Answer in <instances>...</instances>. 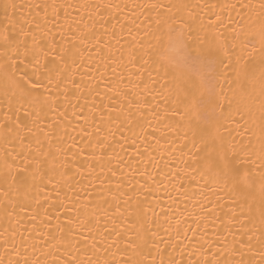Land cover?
Returning <instances> with one entry per match:
<instances>
[{"label": "snow or ice", "instance_id": "1", "mask_svg": "<svg viewBox=\"0 0 264 264\" xmlns=\"http://www.w3.org/2000/svg\"><path fill=\"white\" fill-rule=\"evenodd\" d=\"M23 7L0 0V264H185V248L187 264H264V0H43L28 5L38 11L27 17ZM125 9L120 23L113 13ZM94 51L108 53L99 79L109 69L115 76L105 95L123 103L98 109L101 93L90 92L92 107L72 114L86 141L77 146L67 139L62 106L85 53ZM153 123L178 162L176 198L199 209L190 225L179 213L187 231L179 219L169 225L177 238L171 252L156 243L160 214L168 213L158 212L147 166L104 174L105 157L108 165L119 159L112 129L156 151L155 132L150 142L145 134ZM86 150L100 171L87 169L95 179L79 189L88 198L82 204L75 177L83 171L73 165ZM61 192L79 205L70 213ZM61 209L67 219L55 215L53 228ZM41 214L45 230L36 227ZM225 220L222 232L216 221Z\"/></svg>", "mask_w": 264, "mask_h": 264}, {"label": "bare ground", "instance_id": "2", "mask_svg": "<svg viewBox=\"0 0 264 264\" xmlns=\"http://www.w3.org/2000/svg\"><path fill=\"white\" fill-rule=\"evenodd\" d=\"M43 2V0H16V3L18 5H23V15L25 17L28 16L29 11L32 12L33 15H35L36 11H38L35 8L29 9L28 5H34L36 3ZM69 3H79L81 0H68ZM114 3H131L132 0H112ZM70 15L72 17L77 16V10L75 9H69L68 10ZM83 15V13H80ZM114 16L117 17V19L120 21V23H125V17L129 16V10L125 9L122 14L113 13ZM113 23H116L115 20H113ZM117 31L119 32V26H117ZM110 37H104L103 40L106 42ZM118 46L113 41L112 45V52H116V48ZM108 53L101 52L99 56L97 55V52H92L91 54L85 53V58L82 62V64L76 69V75L74 77V84L69 85L70 91H69V104H64L62 106L63 108H67V112L65 113L66 120L62 121L67 128V139L71 142L72 138H75V143L77 146L86 143L85 140L81 139L79 135V130L83 126L79 122L78 119L73 117V111L79 112L81 108L85 110L87 113V110L92 107L93 99L90 96V92L94 93L95 91H99L101 95L99 97L95 98V104L97 105L98 109H102L105 105H116L117 103L122 104L123 100L122 98L120 100H117L114 94L112 93H105L107 92V89L105 88V85L110 80H115V76L112 75L111 70L109 69L106 73L105 80L101 81L99 79V74L96 70V67L98 64L101 63L102 60H106ZM126 62V59H125ZM122 68H117V73L121 72ZM124 78L126 80L127 78V70H124ZM97 83H99V87L97 88ZM76 86H81L80 91H76ZM111 96V101L108 99V97ZM77 98H79V105L77 106ZM61 101H63V96H61ZM96 110V109H93ZM156 125L153 123V126L148 128H145V134L148 137V141L153 140L152 133L155 132ZM59 132L60 129H57ZM114 135L113 137H110V141L112 142L113 147L115 148V155L119 159H113L112 164L108 165V158L105 157V160L103 161V164L105 165V175H108L107 168L111 167L114 169L117 174L119 175L121 170L124 172L125 176L128 175V173H136V170L139 169L140 171H143L145 169V166H147V171L152 173V176L156 178L157 182V190L153 193V199L156 200V202L159 205L158 212L162 208L165 212L168 213L167 216H164L163 213L160 214V222L163 225V227L159 230V236L156 238V243L159 244L161 250H165L167 252H171V248L167 247L170 244L176 243V236L175 231L169 228L170 224H174L176 220H181L179 227L187 231V227L183 221V219L179 216L180 212H184V217L187 218V223L190 225L193 221V219L196 218V213L199 211L198 208L193 207V204L188 201L181 202L180 199H177V193L173 190L172 185L176 183L175 178V172L177 171V165L178 162L175 160V158H170L167 154V152L163 149H166V145L164 142V139H162L163 129L161 128V131L155 132V139L160 140V147L157 148L156 151H153V146H149L148 144L142 145L141 141L143 140V137H140L137 139L135 136H133L132 132L127 131L126 129H119L118 127H114L112 129ZM139 132V129L136 130ZM123 137V143H121V139ZM133 140L136 142L133 143ZM147 148V152L145 149ZM88 151L86 150L83 155L78 156L77 160L74 162L73 168H81L83 171V176H76L75 180L79 181V184L76 185V194L80 198V203L87 204L88 198L85 195L84 191H79L81 188H88L89 187V179H95V174H93L92 177L88 176L87 169L89 167L95 168L96 172L98 173L100 171V164L96 161H92L88 156ZM110 151V150H106ZM149 153H151L152 157H155V159L151 160L149 162ZM163 157V158H162ZM171 174V175H169ZM136 180H140L141 183L144 181L141 179V177L137 174L135 176ZM147 179V177H145ZM162 181V183H161ZM135 183V180L133 181ZM178 187V185H177ZM49 196L51 197L52 203H58L56 200V194L49 192ZM208 197H211L213 200L215 197L211 196V193H208ZM60 199L64 201V203L68 206L69 213L72 211L74 207H78L79 205H75V196L72 192H68L67 195H65V192H61ZM204 203H207L206 198H201ZM173 200H176V203L173 204ZM171 206V207H170ZM187 207L189 211L191 212V216H189V212H185L184 209ZM111 212V209H109V213ZM55 215H60L61 222H63L65 219H67V215L64 213V210L61 209L60 213H54V217L51 221V226L54 228L55 224L57 223L55 219ZM223 215V214H221ZM44 217L41 214L37 217L36 220V227L45 230V225L42 224L40 221L43 220ZM168 221V223H165V221ZM104 221L101 220V224L103 225ZM26 226L31 229L32 224L25 221ZM226 220L224 222L216 221V227L219 228L220 231L223 232L224 228L226 227ZM212 225H209V237L210 239H215L214 236H212ZM106 235V233H105ZM179 239L183 240V235L179 237ZM231 239V237H229ZM185 243H187L185 241ZM189 248H185V256L184 261L185 264H187V252L189 251ZM0 252H2V249H0ZM155 254V253H153ZM175 255V253H174Z\"/></svg>", "mask_w": 264, "mask_h": 264}]
</instances>
